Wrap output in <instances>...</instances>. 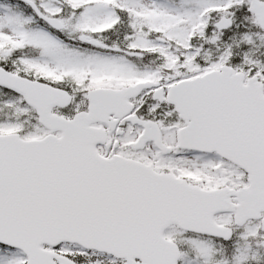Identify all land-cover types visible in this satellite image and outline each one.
<instances>
[{
	"label": "snow or ice",
	"instance_id": "obj_1",
	"mask_svg": "<svg viewBox=\"0 0 264 264\" xmlns=\"http://www.w3.org/2000/svg\"><path fill=\"white\" fill-rule=\"evenodd\" d=\"M0 264H264V0H0Z\"/></svg>",
	"mask_w": 264,
	"mask_h": 264
}]
</instances>
